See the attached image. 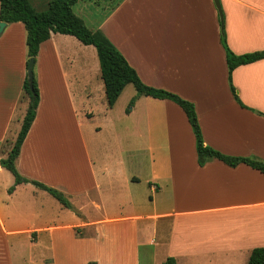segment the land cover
<instances>
[{
  "label": "crops",
  "instance_id": "1",
  "mask_svg": "<svg viewBox=\"0 0 264 264\" xmlns=\"http://www.w3.org/2000/svg\"><path fill=\"white\" fill-rule=\"evenodd\" d=\"M219 1L223 26L215 0H121L91 31L101 30L145 84L175 93L193 103L205 145L227 156L255 157L264 161V59L240 66L232 73L233 85L245 106L242 107L231 91L226 51L221 43L224 30L227 44L236 55L264 52V0ZM14 24H20L22 45L16 47L15 42L1 49L2 45L11 43L4 38L18 31L6 23L0 33V144L5 148L3 154H7L6 147L13 144H8L10 140H16L29 104L27 98L22 100L27 77V31L22 23ZM71 38L75 37L52 34L41 45L37 57L42 68L38 80L40 101L17 160L19 172L30 180L33 178L20 171V164L34 130L44 126L39 122L43 119L41 112L45 103L42 100L45 101L46 95L55 98L58 91L64 93L74 116L77 112L73 100L83 102L89 117L94 115L89 105L91 101L104 98V106L109 108L96 48L84 45L77 38L80 45H76ZM73 46L78 49L77 54L72 53ZM46 57L56 63L62 84L59 90L54 87L57 77H48L44 71V67L51 64ZM46 84L50 85L49 90ZM144 99H151V123L148 124L151 148L168 149L165 156L158 159L163 169L159 176L162 183L155 187L147 180L152 199L161 192L167 204L162 215H151L153 223L145 225L149 226L146 232H151L154 237L151 239L152 252L164 250L167 258L171 254L175 260L230 259L248 264L252 251L264 247V174L246 164L231 167L218 159L200 166L196 138L184 111L170 100ZM136 109L137 106L133 107L127 116H133ZM157 137L165 146H160ZM123 163L120 159L118 165ZM5 171L0 167V178L6 179L5 184L0 185V194L1 197L7 194L5 199L0 198L1 235L31 234L26 239L38 244L39 233L52 235L64 228L51 225L18 231L9 228L8 222L21 226L36 215L28 214L27 204L16 199L26 184L18 185L12 194L8 193L14 184L9 185L11 180L4 175ZM91 174L98 197L93 201L94 207L104 217L80 224L77 221V228L101 230L106 225L127 222H134L139 227V221L149 219L132 214L115 218L107 215L112 204L126 209L127 204L132 205V199L109 201L105 193L121 191L128 184L130 187L137 181L135 178L125 177L119 167L114 169L108 165L100 170L99 180L93 170ZM16 206L19 207L13 208ZM160 220H165L162 226ZM7 247L0 242V259L8 253ZM139 248L138 245L135 253L131 249L122 264H140ZM97 263L102 264L100 259ZM106 264L114 263L108 260Z\"/></svg>",
  "mask_w": 264,
  "mask_h": 264
},
{
  "label": "rangeland",
  "instance_id": "2",
  "mask_svg": "<svg viewBox=\"0 0 264 264\" xmlns=\"http://www.w3.org/2000/svg\"><path fill=\"white\" fill-rule=\"evenodd\" d=\"M30 1L36 11L42 12L51 0ZM120 1L79 0L73 10L91 30L95 29L106 18V14ZM19 25L11 24L10 27L18 32L5 37L4 39L11 43L2 45L1 49L4 50V47L7 48L8 45L15 42H17L16 45H13L16 47L22 45ZM21 27L24 29V26ZM71 39L76 45H80L75 38ZM71 50L73 54L79 52L76 46H73ZM17 52L20 56V50L17 49ZM45 60H49L51 64H47L44 71L48 77L54 79L57 77L54 87L59 90L62 84L59 83L60 74H57L56 63H53V59L50 57H46ZM40 68L38 58L34 66V77L38 87ZM50 85L53 86L52 83ZM50 85L46 84L48 90ZM55 95L57 96L55 98H51V94L46 95L45 101L42 100L45 106H42L41 119H43L39 123L44 126L36 128L26 144L20 171L22 174H28L25 176L33 178L32 180L63 192L72 208L64 207L53 196L35 185L26 184L16 199L26 203L28 214H34L36 218H29L21 226L8 222L9 228L16 231L27 228H43L48 225L63 226L64 228L57 230L52 235L49 232L39 233L38 244L30 243L26 239L31 234L15 236L0 234V242L8 245V253L0 259V264H88L92 261L97 262L99 259L102 264H106L108 260L114 264H122L125 261V255L130 253L131 249L135 253L138 245L141 253L140 264H165L167 258L165 251L152 252L151 239L154 237L151 236V232H146L149 226H145L153 223L151 215H162L167 209L161 192V194H155L152 199L153 194L152 191L150 192V185L147 182V180L151 181L155 187L162 183L159 176H162L163 169L158 159L160 156H165L168 151L167 148H151V129L148 126L151 123V116H149V114L151 115V99L147 100L142 97L138 100L139 96L135 87L128 85L113 109L104 106V98L91 101L89 105L93 109L94 115L89 117L82 101H72L77 112L74 116L66 95L62 92L59 94V91ZM133 100L135 102L132 104ZM135 106L137 109L134 115L128 117V112H131ZM157 140L161 147L165 146L160 137H157ZM14 141L10 140L8 144L14 143ZM84 144H86L88 152ZM2 146L0 144V150H2L0 158H6L7 154H3L5 148L3 149ZM120 159L124 162L122 165H118ZM105 165L114 169L119 167L120 173L125 177L137 180L130 187L129 184L124 186L121 191L110 190L105 193L104 196L109 201L122 200V202H126L132 199V205L127 204L126 209L123 206L112 204L108 208L107 215L114 218L129 214L149 217L147 221H139V227L134 222H127L106 225L101 230H96L93 227L85 230L77 228L78 222L80 224L85 220L90 221L101 216L104 217L103 213L94 207L93 201L98 197L93 188L91 171L93 170L99 180L100 170ZM4 175L8 177L7 179L10 178L9 185L12 186L15 181L13 175L8 171H5ZM1 177L0 185L3 186L6 179ZM6 196V193L2 197L0 194L1 199H5ZM160 221L162 226L165 220ZM162 230L161 227L160 231ZM110 255L112 256L110 257ZM169 256L174 259L173 255ZM239 262L240 260L236 263L230 259L211 261L207 258L176 261L177 264H239Z\"/></svg>",
  "mask_w": 264,
  "mask_h": 264
},
{
  "label": "trees",
  "instance_id": "3",
  "mask_svg": "<svg viewBox=\"0 0 264 264\" xmlns=\"http://www.w3.org/2000/svg\"><path fill=\"white\" fill-rule=\"evenodd\" d=\"M77 2L78 0H51L44 11L38 12L30 0H0V21L7 24L22 23L27 31V69L31 59H34L36 63L41 45L47 42L52 34L73 36L84 45L94 46L96 48L109 108L115 106L128 85L135 87L139 97L144 96L159 100H170L176 103L187 116L196 138V149L200 166H205L212 159H218L231 167L246 164L264 174V161L258 158L231 157L205 145L195 105L175 93L145 84L139 77L137 71L131 67L127 59L103 32L101 30L91 31L86 26L84 20L75 14L73 8ZM221 43L226 51L231 91L236 101L242 107H245L239 99L233 85L232 73L240 66L264 59V52L236 55L227 44L224 30L221 32ZM25 98L29 100V104L21 130L15 142L6 147V158L0 159V167L9 171L15 180L14 185L9 188L8 193L12 194L18 185L31 183L53 196L64 207L72 208L70 201L63 192L41 182L27 179L18 170L17 160L20 156L23 143L35 121L40 101V91L35 77L32 87H30L28 76L25 79L22 100ZM134 102L135 100L132 101V104ZM88 264L98 263L92 261ZM165 264L177 263L175 259L168 258ZM248 264H264V247L255 248L252 251Z\"/></svg>",
  "mask_w": 264,
  "mask_h": 264
},
{
  "label": "water",
  "instance_id": "4",
  "mask_svg": "<svg viewBox=\"0 0 264 264\" xmlns=\"http://www.w3.org/2000/svg\"><path fill=\"white\" fill-rule=\"evenodd\" d=\"M215 3H216V5H217V7L219 9L221 23H222V26H223V23H224V21H223V12H222L220 1L219 0H215ZM5 26H6L5 22H1L0 23V33L3 31ZM34 66H35V60L31 59L29 65H28V69H27V76H28V80H29V83H30V87H32V83H33V79H34Z\"/></svg>",
  "mask_w": 264,
  "mask_h": 264
}]
</instances>
